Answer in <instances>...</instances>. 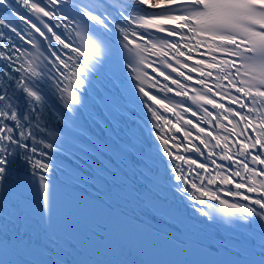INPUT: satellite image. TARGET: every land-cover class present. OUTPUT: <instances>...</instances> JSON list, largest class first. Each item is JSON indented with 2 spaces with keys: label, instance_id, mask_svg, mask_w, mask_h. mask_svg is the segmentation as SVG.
Wrapping results in <instances>:
<instances>
[{
  "label": "snow or ice",
  "instance_id": "snow-or-ice-1",
  "mask_svg": "<svg viewBox=\"0 0 264 264\" xmlns=\"http://www.w3.org/2000/svg\"><path fill=\"white\" fill-rule=\"evenodd\" d=\"M0 264H264V0H0Z\"/></svg>",
  "mask_w": 264,
  "mask_h": 264
}]
</instances>
